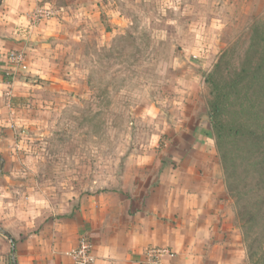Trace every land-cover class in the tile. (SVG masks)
I'll list each match as a JSON object with an SVG mask.
<instances>
[{
  "label": "rangeland",
  "instance_id": "obj_1",
  "mask_svg": "<svg viewBox=\"0 0 264 264\" xmlns=\"http://www.w3.org/2000/svg\"><path fill=\"white\" fill-rule=\"evenodd\" d=\"M213 2L68 0L50 9L41 4L21 36L24 45L15 44L0 63V178L35 166L38 174L29 181L44 186L62 181L80 148L77 141L90 140L102 122L112 119V92L123 85L150 84L170 108L181 106L174 114L188 129L184 137L190 139L191 150L185 157L190 175L160 186L129 213L143 212L157 221L152 232L160 227L150 232L160 243L144 250L145 263L149 251L165 248L164 258L177 257L184 264H255L264 252V221L255 213V225L248 230L241 212L243 204L252 205L264 192L254 181L239 178L241 166L233 179L224 171L212 132L207 84L225 52L232 66L240 65L253 27L213 29L215 17L208 13ZM17 49L27 58V70L15 72L7 63ZM108 74L112 79L105 83ZM111 127H119L118 119ZM105 156L100 149L96 162L102 164ZM231 190L240 193L241 202Z\"/></svg>",
  "mask_w": 264,
  "mask_h": 264
},
{
  "label": "clouds",
  "instance_id": "obj_2",
  "mask_svg": "<svg viewBox=\"0 0 264 264\" xmlns=\"http://www.w3.org/2000/svg\"><path fill=\"white\" fill-rule=\"evenodd\" d=\"M0 7L10 10L2 22L18 26L8 29L13 36L30 27L34 4L3 0ZM208 13L215 17L213 29L264 28V0H214ZM111 79V74L104 77L105 83ZM112 94V119L102 122L90 140L77 141L80 148L62 181L47 186L29 181L38 174L35 166L0 178V264H121L120 243L137 234L125 232L116 221L130 219L129 213L160 186L190 175L185 163L191 150L184 137L188 129L174 114L181 106L170 108L150 84L119 86ZM115 119L119 127L112 128ZM76 134L83 140L82 132ZM100 149L106 153L102 164L95 160Z\"/></svg>",
  "mask_w": 264,
  "mask_h": 264
},
{
  "label": "trees",
  "instance_id": "obj_3",
  "mask_svg": "<svg viewBox=\"0 0 264 264\" xmlns=\"http://www.w3.org/2000/svg\"><path fill=\"white\" fill-rule=\"evenodd\" d=\"M250 41L239 66H232L225 52L208 75L209 115L226 174L238 177L241 166L239 178L254 181L264 192V28L253 27ZM235 190L231 195L241 202ZM260 198L252 205L243 204L241 223L248 230L255 225V213L264 221V198ZM251 255L256 253L251 251ZM255 264H264V252Z\"/></svg>",
  "mask_w": 264,
  "mask_h": 264
},
{
  "label": "crops",
  "instance_id": "obj_4",
  "mask_svg": "<svg viewBox=\"0 0 264 264\" xmlns=\"http://www.w3.org/2000/svg\"><path fill=\"white\" fill-rule=\"evenodd\" d=\"M68 0H25L26 4L32 5L34 4L35 7L32 8L31 13H33L41 4L49 3L51 6L54 3H64ZM3 0H0V5H2ZM62 10V9H61ZM10 10L4 9L0 7V63H4L5 57L4 55L11 51L12 49H16L15 47H22L24 44L21 42V36L24 37V32L26 29H23L22 31H17L16 36H13L11 31H8V29L15 30L18 26L8 23L5 24L2 22L3 16L8 14ZM31 13L28 14L30 24L32 22V15ZM14 38L16 41H19L18 43L14 40L12 41L11 38ZM16 37H19L17 39ZM17 44L18 46H16ZM18 50V49H17ZM2 80H0V92L3 91V85L1 84ZM5 121V120H4ZM6 122V121H5ZM5 127H9L8 122L4 124ZM145 215L143 212L135 215L130 216V219H123V220H117L116 222L119 223L120 228H122L125 232H131L136 235V239L132 240L131 237H129L126 240H123L120 243V246L118 248V251L120 254L124 257V259L121 261V264H146V257L144 254V250L151 245L159 244L160 241H158V238L156 236L151 235V233L159 232L160 227L156 228L152 232V226L157 221L148 220V218L144 217ZM146 222L147 224H143V222ZM92 225H89L91 227ZM158 226V225H157ZM101 227H103L101 225ZM151 232V233H150ZM57 264H62L61 261H57ZM63 264H71L70 261L63 262ZM162 264H184L181 260H178L176 257L175 259L172 258H164Z\"/></svg>",
  "mask_w": 264,
  "mask_h": 264
},
{
  "label": "built area",
  "instance_id": "obj_5",
  "mask_svg": "<svg viewBox=\"0 0 264 264\" xmlns=\"http://www.w3.org/2000/svg\"><path fill=\"white\" fill-rule=\"evenodd\" d=\"M7 63L13 66L14 71L19 69L27 70V58L21 51H13L9 56ZM149 257L148 264H161L163 258L166 256V249H153L146 255Z\"/></svg>",
  "mask_w": 264,
  "mask_h": 264
},
{
  "label": "water",
  "instance_id": "obj_6",
  "mask_svg": "<svg viewBox=\"0 0 264 264\" xmlns=\"http://www.w3.org/2000/svg\"><path fill=\"white\" fill-rule=\"evenodd\" d=\"M0 161H2V158H1V156H0ZM3 167V163L1 164V168Z\"/></svg>",
  "mask_w": 264,
  "mask_h": 264
}]
</instances>
